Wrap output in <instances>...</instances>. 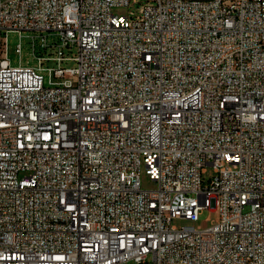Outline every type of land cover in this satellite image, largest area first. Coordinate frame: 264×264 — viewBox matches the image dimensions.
Wrapping results in <instances>:
<instances>
[{
    "label": "built area",
    "instance_id": "obj_1",
    "mask_svg": "<svg viewBox=\"0 0 264 264\" xmlns=\"http://www.w3.org/2000/svg\"><path fill=\"white\" fill-rule=\"evenodd\" d=\"M0 264H264V0H0Z\"/></svg>",
    "mask_w": 264,
    "mask_h": 264
},
{
    "label": "rangeland",
    "instance_id": "obj_2",
    "mask_svg": "<svg viewBox=\"0 0 264 264\" xmlns=\"http://www.w3.org/2000/svg\"><path fill=\"white\" fill-rule=\"evenodd\" d=\"M114 12L117 14L127 13L125 9H116ZM34 36H35V33L33 32H21V33L12 32L7 35L8 51H9V56H10V59L13 65L19 64L20 58L18 54L16 53V48L18 44L20 43V39H21L22 48H23V55H22L23 65H32V66L37 65V60L33 56L32 41H33ZM37 54L41 55L39 52V44L37 45ZM62 66L65 67L67 70H69L75 66V63L72 61L64 62ZM71 77H72V73L67 72L66 79H70ZM212 176H214V170L212 167H209L208 173L204 177L206 178V180H208ZM141 185L144 190H153L156 188V184L147 177V175L145 174V171L142 172ZM217 219H218V214L216 213V211L205 210L202 212L200 216V220L197 223H192L186 220H174L172 224L173 226L177 228L194 226V227H200L202 229H207L211 226L212 221H215Z\"/></svg>",
    "mask_w": 264,
    "mask_h": 264
}]
</instances>
